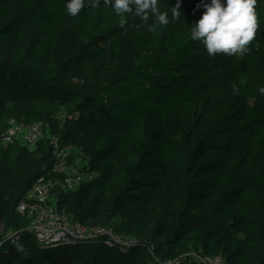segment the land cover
Returning <instances> with one entry per match:
<instances>
[{
	"label": "trees",
	"instance_id": "trees-1",
	"mask_svg": "<svg viewBox=\"0 0 264 264\" xmlns=\"http://www.w3.org/2000/svg\"><path fill=\"white\" fill-rule=\"evenodd\" d=\"M169 1L173 7L178 2ZM179 2L184 10L208 0ZM67 3L24 0L20 14L5 22L12 6L0 0V49L16 32L20 40L12 57L0 62V74L6 69V81L37 98L22 109L13 102L8 121L43 120L74 145L96 177L60 191L59 207L87 226L100 219L111 226L120 217L115 231L135 243L42 248L24 230V249L5 241L0 264H165L192 251L223 256L226 264H264V94L246 70L257 57L209 56L191 38V25L114 37L148 20L133 12L121 27L120 17L102 4L68 22ZM256 12L261 28L264 0ZM83 56L92 79L80 90L58 85L78 77L74 64ZM216 89L222 92L218 104L209 98ZM68 95L78 100L67 113L77 116L65 130L56 114ZM230 141L245 146L229 160L224 144ZM5 159L40 166L14 204L0 194V222L25 229L29 218L18 204L40 176L59 178L52 173V146L45 139L32 150L5 147L0 132V162ZM180 264L201 263L187 258Z\"/></svg>",
	"mask_w": 264,
	"mask_h": 264
},
{
	"label": "built area",
	"instance_id": "built-area-1",
	"mask_svg": "<svg viewBox=\"0 0 264 264\" xmlns=\"http://www.w3.org/2000/svg\"><path fill=\"white\" fill-rule=\"evenodd\" d=\"M65 117L73 119L75 114ZM48 139L53 151L52 173L59 178L40 176L30 188L25 198L18 204L17 211L29 218V224L25 229L14 232L10 237H3L0 248L5 241H11L19 250L24 249L22 232L28 231L35 242L42 248L73 245L76 243L103 242L109 245H118L124 248L131 247L135 243L134 238L119 234L108 225H99L95 228L74 222L71 214L58 205L60 191L75 190L79 185L90 182L96 177L88 162L80 165L83 155L72 144H65L58 136L50 132V126L43 120L31 124L19 122L15 118L8 121L5 131L2 133L4 145L21 144L34 149L41 140ZM76 150V151H75ZM80 154V158L75 157ZM4 222H0V228H4ZM154 250L151 247L150 251ZM192 259L201 264H226L223 256L203 255L192 251L183 254L176 261L165 264H180L182 260Z\"/></svg>",
	"mask_w": 264,
	"mask_h": 264
},
{
	"label": "rangeland",
	"instance_id": "rangeland-1",
	"mask_svg": "<svg viewBox=\"0 0 264 264\" xmlns=\"http://www.w3.org/2000/svg\"><path fill=\"white\" fill-rule=\"evenodd\" d=\"M261 1V0H257ZM12 11L8 19L5 21L14 20L18 14L23 9L24 0H9ZM160 10L169 12V23L167 25H157L156 17L154 15H150L148 21L141 26H127L123 30L118 31L114 37H128L132 36L137 32H151L154 34L161 33L164 29L169 27H174L179 30H187L191 24V22H197L203 15L205 8L203 5H198V7L194 8H185L183 13L179 19H174L171 17V6L172 3L169 0H158ZM104 4L103 0H101L100 5ZM99 5V6H100ZM75 17L68 16V22L74 20ZM153 25H157L156 31L153 32L151 30ZM20 40L18 33L12 37L7 38L1 49H0V62H4L12 57L15 48L19 45ZM252 45H255V48L248 47V50L245 53H238V57H246V56H255L257 57V62L254 64H246V70L254 80V82L258 85L259 88H264V25L261 28H258L256 33V38L251 42ZM74 68L77 70L78 77L77 78H64L60 80L57 84L64 86L75 88L76 90H80V87L90 81L92 79V67L90 61L83 56L79 61L74 64ZM8 71L4 70V73L0 74V132H4L6 123L8 121V117L10 116L8 112V108L13 102L17 103V106L22 109L26 107L28 104L34 103L37 98L29 93L21 91L16 85L12 84L11 81H6V75ZM209 98L215 100L218 104L222 98V92L219 89H216L213 93L209 95ZM77 97L75 95H68L64 100L59 101V111L56 114L57 119L63 123V129H70L72 121L67 117V111L75 104L77 101ZM245 144L243 142H227L224 144V150L227 153L228 159H232L234 157H239ZM76 151V150H75ZM81 159L77 153L74 155ZM86 161L80 160V165L86 164ZM122 164V157H119V165ZM39 165L37 167H31L29 164L24 162H14L10 159H5L0 162V194L3 198L9 200L12 204L15 203L16 198L20 197L23 194L24 189L26 190L27 180L39 169ZM104 212H109V207L105 206ZM120 217H116L111 222V227H118L120 225ZM102 219L94 220L91 222L89 227H97L101 225ZM27 221L25 220L22 224L24 227ZM21 226V227H22ZM20 230V228H19ZM17 230L13 229L9 222H7V226L4 228H0V235L3 237H10ZM246 236L243 235V238ZM63 247H71L72 245H62ZM50 248V247H49ZM54 248V247H51ZM151 258L154 262L155 255L154 251H152ZM156 264V263H155Z\"/></svg>",
	"mask_w": 264,
	"mask_h": 264
},
{
	"label": "clouds",
	"instance_id": "clouds-1",
	"mask_svg": "<svg viewBox=\"0 0 264 264\" xmlns=\"http://www.w3.org/2000/svg\"><path fill=\"white\" fill-rule=\"evenodd\" d=\"M101 0H68L67 13L78 16L86 7L98 8ZM120 17L119 24H127V15L147 21L150 15L156 17L157 25L169 23V12L161 11L158 0H103ZM257 0H208L203 4L202 17L191 25V38L203 44L209 56L223 54L234 56L245 53L256 38L259 27L256 12ZM183 13L181 2L171 8V17L179 19ZM157 25L151 30L156 31ZM264 94V88L259 90Z\"/></svg>",
	"mask_w": 264,
	"mask_h": 264
},
{
	"label": "crops",
	"instance_id": "crops-1",
	"mask_svg": "<svg viewBox=\"0 0 264 264\" xmlns=\"http://www.w3.org/2000/svg\"><path fill=\"white\" fill-rule=\"evenodd\" d=\"M4 145V144H3ZM5 147H8L9 145H4Z\"/></svg>",
	"mask_w": 264,
	"mask_h": 264
}]
</instances>
